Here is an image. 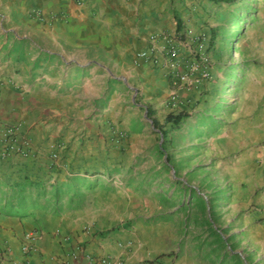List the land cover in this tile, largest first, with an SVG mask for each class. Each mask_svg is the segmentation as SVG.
Masks as SVG:
<instances>
[{
  "label": "rangeland",
  "instance_id": "374dc122",
  "mask_svg": "<svg viewBox=\"0 0 264 264\" xmlns=\"http://www.w3.org/2000/svg\"><path fill=\"white\" fill-rule=\"evenodd\" d=\"M128 1L132 23L144 12L155 25L159 15L160 29L174 23L182 34L178 72L152 66L168 77L167 84L158 78L156 85L135 69L138 50L122 59L112 52V137L97 148L107 167L99 166L101 157L89 159L97 178L84 180L81 164L65 160L66 143L54 140L46 153L56 181L48 183L49 172L39 170L40 180L27 181L20 194V213L54 204L56 215L75 213L112 193V232L158 221L169 234L206 235L225 251L240 236L232 224L245 213L237 214L242 202L264 192V0ZM170 113L187 116L174 126L166 121ZM6 198L12 197L2 191L0 204ZM162 258L149 252L141 264Z\"/></svg>",
  "mask_w": 264,
  "mask_h": 264
},
{
  "label": "crops",
  "instance_id": "0c3cea01",
  "mask_svg": "<svg viewBox=\"0 0 264 264\" xmlns=\"http://www.w3.org/2000/svg\"><path fill=\"white\" fill-rule=\"evenodd\" d=\"M131 2L0 0V190L12 197L0 204V264H141L149 252L163 256L154 264H264V220H259L264 219V192L242 202L237 214L245 213L232 224L240 236L228 241L225 251L206 235L169 234V227L158 221L112 232V193L75 213L56 215L55 204L20 213L19 184L40 180L44 168L51 175L48 183L56 181L46 153L54 140L66 143L65 160L81 164L84 180L97 178L89 159L101 157L99 166L107 167L97 148L112 137V52L122 59L147 49L151 35L175 30L174 23L160 29L164 22L159 15L151 25L144 12L135 14L139 19L132 23L126 17L134 15L128 11ZM152 68L135 67L156 85L158 78L167 84L165 70ZM11 127L17 128L14 136ZM24 137L36 157L4 152ZM252 202L256 210L247 212ZM227 244L234 252L228 253Z\"/></svg>",
  "mask_w": 264,
  "mask_h": 264
},
{
  "label": "built area",
  "instance_id": "2783aa9c",
  "mask_svg": "<svg viewBox=\"0 0 264 264\" xmlns=\"http://www.w3.org/2000/svg\"><path fill=\"white\" fill-rule=\"evenodd\" d=\"M36 15L43 18L42 12H36ZM182 40V34L177 30L171 33L159 32L150 36L149 47L137 52L136 60L141 64H149L151 66L167 67L172 74L178 72L180 53L185 46ZM10 136H14L15 129L8 128ZM12 151L21 157H29L34 152L33 145L28 138L22 139L18 144L6 145L4 152ZM56 157V153L52 158ZM29 250H33L32 247H28Z\"/></svg>",
  "mask_w": 264,
  "mask_h": 264
},
{
  "label": "trees",
  "instance_id": "16d2710c",
  "mask_svg": "<svg viewBox=\"0 0 264 264\" xmlns=\"http://www.w3.org/2000/svg\"><path fill=\"white\" fill-rule=\"evenodd\" d=\"M214 1L217 2V3H223V4H227V5H233L235 3H238L241 0H214ZM186 116L187 115L184 114V113H179V114L170 113L167 116L166 121L169 122V123H172V125H174V126H177V125H179L186 118ZM26 182L19 184V187L18 188L20 189V191H23L24 190V186L26 185Z\"/></svg>",
  "mask_w": 264,
  "mask_h": 264
}]
</instances>
